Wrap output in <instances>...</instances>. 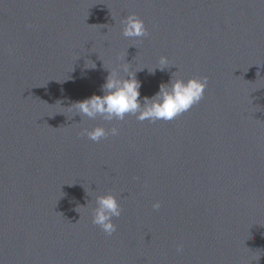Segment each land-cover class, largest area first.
<instances>
[{
	"label": "water",
	"instance_id": "95a60500",
	"mask_svg": "<svg viewBox=\"0 0 264 264\" xmlns=\"http://www.w3.org/2000/svg\"><path fill=\"white\" fill-rule=\"evenodd\" d=\"M126 64L141 98L207 87L171 121L72 117ZM0 264H264V0H0Z\"/></svg>",
	"mask_w": 264,
	"mask_h": 264
},
{
	"label": "clouds",
	"instance_id": "9594fccd",
	"mask_svg": "<svg viewBox=\"0 0 264 264\" xmlns=\"http://www.w3.org/2000/svg\"><path fill=\"white\" fill-rule=\"evenodd\" d=\"M121 25L122 34L126 38H141L148 35L144 21L135 14L126 16L121 21ZM159 64L158 68L161 70L168 67L167 57L161 56ZM149 73L154 74V71ZM207 82V77L185 81L181 78L173 79L172 76L167 83L160 84L159 90L153 96L141 98V82L136 78L135 72H132L126 64L118 69L108 70V75L99 89L100 95L93 94L81 101L74 102L68 108L73 110L72 117L79 115L81 119L85 116L90 119L99 116L110 122L124 120L126 115H133L141 122L145 120L151 122L171 121L177 115L188 111L203 98ZM109 133L112 136L119 134L116 127L106 130L99 126L91 130L85 128L80 134L87 136L93 142H99L107 138ZM95 202L96 207L92 210V223L97 225L107 236H111L116 232L113 218H118L121 215L120 204L112 194L97 195ZM159 207V202L153 204L154 209ZM181 250L182 247L178 246L177 251Z\"/></svg>",
	"mask_w": 264,
	"mask_h": 264
}]
</instances>
